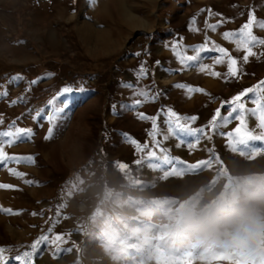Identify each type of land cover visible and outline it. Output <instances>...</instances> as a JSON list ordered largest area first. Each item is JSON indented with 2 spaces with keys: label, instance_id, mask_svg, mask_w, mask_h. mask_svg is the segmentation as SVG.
<instances>
[{
  "label": "rangeland",
  "instance_id": "obj_1",
  "mask_svg": "<svg viewBox=\"0 0 264 264\" xmlns=\"http://www.w3.org/2000/svg\"><path fill=\"white\" fill-rule=\"evenodd\" d=\"M110 4L108 13L80 3L76 10L75 0H0V131L14 122L32 130L29 140L3 150L34 158L0 163V184L13 186L0 188L6 258L48 236L54 244H41L34 264H264V139L235 141L208 128L191 143L165 138L162 115L153 137L151 121L139 116L172 109L196 116L191 127H204L223 102L264 80V56L244 64V51L223 36L239 30L250 12L264 20V0ZM218 22L215 31L208 27ZM253 32L264 38V29L254 25ZM201 45L225 48L242 75L226 78L227 58L215 64L214 51L200 54L199 63L209 66L204 72L195 64L185 69L177 53L196 55ZM141 64L149 75L140 86L160 95L132 108L138 97L124 83H137ZM65 86L74 91L61 95ZM253 95L242 98L246 108L254 107ZM49 115L58 117L54 124ZM247 120L261 136L258 121ZM238 126L233 120L219 131ZM226 254L231 262L221 259Z\"/></svg>",
  "mask_w": 264,
  "mask_h": 264
},
{
  "label": "snow or ice",
  "instance_id": "obj_2",
  "mask_svg": "<svg viewBox=\"0 0 264 264\" xmlns=\"http://www.w3.org/2000/svg\"><path fill=\"white\" fill-rule=\"evenodd\" d=\"M95 2L96 0H89L90 6H94ZM219 23L221 22H218L217 24H209L208 27L211 30L215 31L216 28L219 26ZM254 25L258 26L261 29H264V20L257 21L254 13L250 12L248 14L247 21L240 27L239 30L226 31L223 33L225 39L235 41L237 51H244V55L242 57V61L244 64H247L249 62L250 57L259 58L261 56H264V52L257 53L253 50L258 45L264 46V38L257 37L253 32ZM193 51L196 52V55H183L181 53H177L179 62L181 63V65L184 66L185 69L190 68L195 64L199 68V71L204 72L209 66L207 64L199 63L200 54L204 51H214L220 54L219 57L215 58V64H222L225 62L224 58H227V73L225 74L226 78L238 79L242 75L240 61L237 58L230 56L228 51L223 47L214 46L212 49H208L206 45H201L197 48H194ZM136 55L139 54L137 53ZM211 74L217 77L220 76V73L218 72H212ZM148 75V67L146 65L141 64L136 72L137 83H124V87L132 89L134 95L138 97L134 100L131 106L132 108H138L146 102H153L160 95V93L156 92L151 85L140 86L139 81L146 79ZM13 79L19 80L21 79V77L17 76ZM32 83H36V81H32ZM175 86L178 88H183L187 93L204 92V90L201 88L193 87L187 84H177ZM73 91L74 89L72 87L65 86L61 90V95L70 94ZM250 93L254 94L253 96H249V101L254 105V107L246 108V104L242 101V98L248 96V94ZM23 99L24 98L21 97V100ZM17 102L19 101H13V103ZM51 103L52 101H49V104ZM225 104L229 105V109L226 115L221 116V108L224 107ZM122 107L127 108L129 106L123 105ZM221 108H217L215 110V113L212 116L208 125L199 128L191 127L190 124L187 123L188 121L195 122L197 119L196 116L182 118L172 109L165 110L161 108L157 116L154 117H149L147 116V114L143 113L139 114V116L141 119L151 121V135L153 137H156L160 134V126L158 121L159 117L162 115L165 117L163 122L164 129L167 133L165 138L171 136L191 143L193 141H199L205 138L207 136L206 128H208L216 134L226 136L227 138L234 139L235 141H243L246 138L264 139V80L260 81L255 87H249L247 89H244L239 94L233 96L230 100L223 102L221 104ZM37 115H39V113ZM248 116H251L252 118L258 121L257 126L260 129V132L262 133L261 136L256 137L254 132L249 129L247 120ZM48 119L50 124H54L58 117L49 115ZM182 119L184 122H181ZM233 120L239 121V126L236 127L234 131H229L227 133L219 131V129L227 127L230 123H232ZM13 128L15 129L14 131L11 130ZM53 131L54 128L49 127L48 135L51 136L53 134ZM31 134V129L15 127V122L9 126V130L0 131V163H33L34 158L32 156H8L7 153H5L3 150L4 145H13L16 142H26L30 139ZM129 143L136 146L137 149H141L142 147L135 139H130ZM156 143L159 144V141L157 140ZM143 146L146 147V145ZM9 171L17 177L22 178L24 176L23 173L17 172L15 171V169H10ZM26 182L32 183V181ZM11 187L13 186L8 184H0V188L8 189ZM3 211L7 213H12L11 209H4ZM33 215H36V213H33ZM41 244L53 245L54 240L53 238L49 239L48 236H42L29 246L30 250L24 251L22 255H16L15 257L6 258V253L11 251V249L0 247V264H12L13 261L16 262V264H34V259L36 258L37 251ZM221 259L231 262L232 257L226 254L221 257ZM181 264H183V262H181ZM187 264H191V261L189 260Z\"/></svg>",
  "mask_w": 264,
  "mask_h": 264
},
{
  "label": "crops",
  "instance_id": "obj_3",
  "mask_svg": "<svg viewBox=\"0 0 264 264\" xmlns=\"http://www.w3.org/2000/svg\"><path fill=\"white\" fill-rule=\"evenodd\" d=\"M125 2H126V1H123V2L121 3V6H122L124 9H126V10L130 9V6H129V5L126 6V3H125ZM75 3H76V8H77L76 10H78V7H79L78 5H79V3H80L82 6L88 8V9H90V8L94 9L95 7H99V8H98L99 12H100L101 10H102V11H108V13L111 12L110 7H108L109 5H111V4H110V0H96L94 6H90V4H89V0H75ZM105 5L107 6V8H105ZM121 6H120V8H121ZM101 7H104V10H103ZM101 18H102V19H105V20L102 21V22H104V24H107V27H108L109 25L111 26V18H107V17H105L104 15L101 16ZM130 230H131V229H130ZM127 232H128V230H127ZM119 236H121V234H120Z\"/></svg>",
  "mask_w": 264,
  "mask_h": 264
}]
</instances>
